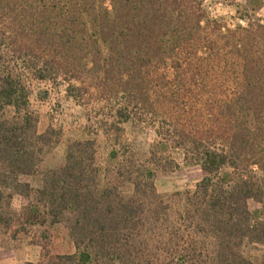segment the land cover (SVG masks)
Returning <instances> with one entry per match:
<instances>
[{
  "label": "trees",
  "instance_id": "1",
  "mask_svg": "<svg viewBox=\"0 0 264 264\" xmlns=\"http://www.w3.org/2000/svg\"><path fill=\"white\" fill-rule=\"evenodd\" d=\"M244 3L245 25L230 28L199 0H0V114L13 112L0 119V224L72 216L75 251L44 252L36 264L112 261L120 228L144 209L98 188L95 138L70 141L64 165L37 187L21 181L38 173L54 134L37 129L25 75L64 84L76 103L100 102L104 133L119 137L126 123L153 129L146 165L124 164L134 193L154 194L156 174L174 168L169 151L180 149L201 171L192 212L216 234L264 242V18L256 15L264 0ZM108 161L126 157L111 148ZM14 195L32 199L23 212L12 211Z\"/></svg>",
  "mask_w": 264,
  "mask_h": 264
},
{
  "label": "rangeland",
  "instance_id": "2",
  "mask_svg": "<svg viewBox=\"0 0 264 264\" xmlns=\"http://www.w3.org/2000/svg\"><path fill=\"white\" fill-rule=\"evenodd\" d=\"M199 1L209 19L230 28L239 23L245 25L241 20L245 13L244 0ZM256 15L264 18V4ZM25 84L29 109L38 119V131L51 127L54 134L51 145L41 155L38 173L22 177L21 181L37 187L43 173L64 165L66 146L70 141L95 138L98 188L112 187L124 202L143 205L139 219L120 228L113 244L114 259H106L104 264H181L175 258L180 253L189 256L183 264H232V258L238 263L242 260L250 264L262 263L264 242L216 234L192 212L188 196L200 181L201 171L198 165L184 159L182 150L169 151L174 168L156 174L154 194H136L132 183L125 178L127 168L124 164L133 159L139 165H146L155 139L152 128L126 123L123 132L115 137L98 128L97 113L102 104L95 99L76 103L66 97L64 84L42 82L28 75H25ZM11 116L12 110L6 109L0 119ZM111 148L125 154V163L119 165L108 161ZM118 171L124 176L118 175ZM30 200L14 195L12 211L23 212ZM71 220L72 216L66 215L65 219L50 225L29 224L24 220L23 223L15 220L8 228L0 224V264H36L44 252L50 257L73 253L75 248L69 234Z\"/></svg>",
  "mask_w": 264,
  "mask_h": 264
}]
</instances>
